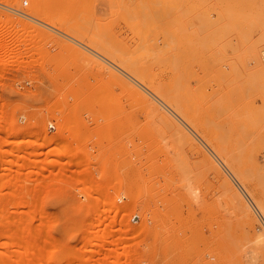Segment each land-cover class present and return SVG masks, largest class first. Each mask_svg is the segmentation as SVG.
Listing matches in <instances>:
<instances>
[{
	"label": "rangeland",
	"instance_id": "374dc122",
	"mask_svg": "<svg viewBox=\"0 0 264 264\" xmlns=\"http://www.w3.org/2000/svg\"><path fill=\"white\" fill-rule=\"evenodd\" d=\"M134 23L184 116L124 69ZM263 190L264 0H0V264H264Z\"/></svg>",
	"mask_w": 264,
	"mask_h": 264
},
{
	"label": "bare ground",
	"instance_id": "6f19581e",
	"mask_svg": "<svg viewBox=\"0 0 264 264\" xmlns=\"http://www.w3.org/2000/svg\"><path fill=\"white\" fill-rule=\"evenodd\" d=\"M181 9V8H180ZM27 12H29V13H31V14H34V15H36V16H39V17H42V18H44V19H46L47 21H49V22H51L52 20H50L47 16H45V14L44 13H42L41 11H39V10H37V9H35V8H31V9H29ZM51 24H54V23H51ZM66 26L68 25V24H66V23H64ZM204 25H211V23H203ZM61 25V24H60ZM202 25V24H201ZM203 25V26H204ZM65 26V27H66ZM67 27H69V26H67ZM196 27V26H195ZM227 27V26H226ZM71 28V27H70ZM116 28V27H115ZM125 28V30L127 31V32H129L130 33V35L132 36V37H134L135 38V36L136 37H139L140 38V36H143L145 39H144V41H141V42H137V44L138 45H142L143 47H144V49L146 50L145 52H143L142 54H139L138 56H136L135 58H131V59H121L120 61H121V63H122V65L124 66V69H125V67H126V70H127V72L128 73H130L133 77H135L139 82H141L144 86H146L148 89H150V91L151 92H153L155 95H157L158 96V98H161L163 101H165L166 103H168L169 105H171L173 108H175L176 109V111H178L179 112V114H181V115H183L182 114V110H183V100L181 99L182 97H181V94H180V89H181V87H182V89H183V87L185 86V83H184V86H180V88H178V86L176 85L177 84V82H179L178 83V85L179 84H181L182 82L180 81L181 79H183V78H178V77H176V76H174V78L176 77V79L177 80H179V81H177L176 82V80H175V82H176V84H175V82H174V79L172 80V82L171 83H173V86L172 87H168V85H165L164 83H167V82H161V81H159V80H157L156 79V76L154 75L155 74V70L153 69V68H150V67H148V66H146V65H149V66H151L148 62H146V61H149V62H151V63H153L154 65H156L155 63H157V62H154V59H159V58H157V56L156 57H154V54L152 55L151 54V52H153V53H156V52H154V51H150L151 49H153L154 50V44H152L151 45V43H150V41L147 39V36H146V33H147V35H148V32H149V25H142L141 23H138V24H131V25H127V26H125L124 27ZM186 29V28H185ZM190 29V28H189ZM198 30H200V29H198ZM182 32H183V29L181 30ZM201 31V30H200ZM212 31V30H211ZM192 32V31H191ZM166 33V32H165ZM199 33V32H198ZM106 34V33H105ZM102 35H104V34H102ZM164 35V34H163ZM205 35H206V33H205ZM199 36H200V34H199ZM195 37V36H194ZM193 37V38H194ZM202 37V36H201ZM80 39V38H79ZM143 39V38H142ZM205 39V38H204ZM214 39V38H213ZM170 40H172V39H170ZM101 41V40H100ZM99 41V42H100ZM84 42V41H83ZM207 42H209V41H207ZM172 43V42H171ZM170 43V44H171ZM175 43V42H174ZM184 43V36L181 38V41H180V46H182V44ZM194 43H197V42H194ZM204 43V42H203ZM202 43V44H203ZM192 45V44H191ZM198 45V44H197ZM218 45V44H217ZM105 46V45H104ZM152 47V48H151ZM217 47V46H216ZM97 48V47H96ZM96 48H95V50H96ZM177 48V47H176ZM181 48V47H180ZM101 49V48H100ZM103 49H105V47H103ZM173 49H175L174 47H173ZM142 50V49H141ZM192 50V49H191ZM101 51V50H100ZM105 51V50H104ZM191 52V51H190ZM223 52V51H222ZM103 53V52H102ZM119 53V52H118ZM172 53V52H171ZM225 53V52H224ZM115 54V53H114ZM114 54H110L111 56H112V58L113 59H115L116 61H118L119 63V66H120V61H119V58H122V57H118L119 56V54H117V55H114ZM158 54V53H157ZM157 54H155V55H157ZM188 54H190V53H188ZM195 54H196V52H195ZM223 54V53H222ZM106 55V54H105ZM109 55V54H108ZM123 55V54H122ZM110 56V57H111ZM127 56H130V55H127ZM132 56V55H131ZM134 56V55H133ZM175 57H173L174 59H173V61H172V63H174V67H177V71H178V69L180 70V71H178V72H181V74H183L182 72H184V67H185V58L183 57V49H182V51H179V52H177L176 53V55H174ZM193 56V55H192ZM195 57H196V55H194ZM193 56V57H194ZM126 57V56H125ZM169 57V56H168ZM111 58V59H112ZM161 58V57H160ZM166 58V57H165ZM164 57L162 58V60H166ZM232 59V58H231ZM172 60V59H171ZM189 60V59H188ZM226 60V59H225ZM248 60H249V58H248ZM258 60V59H257ZM116 61H114V62H116ZM167 61V60H166ZM197 62H198V60H196ZM201 61V60H200ZM169 62H171V61H169ZM169 62H168V65H169ZM235 62V61H234ZM189 63V62H188ZM224 63V62H223ZM242 64V63H241ZM100 65H102V64H99V66ZM172 65V67H173V64H171ZM123 66H122V68H123ZM157 66H159V65H157ZM163 66V65H162ZM190 66V65H189ZM220 66V65H219ZM225 66V65H224ZM241 66V65H240ZM101 67V66H100ZM102 67H103V65H102ZM151 67H155V66H151ZM172 67H170V71H172L171 70V68ZM200 67V66H199ZM105 68V67H104ZM187 68H188V66H187ZM192 68V63H191V67H190V69ZM234 68V67H233ZM173 69V68H172ZM228 69V68H227ZM242 69V68H241ZM246 69V68H245ZM197 70H199V68L197 69ZM254 70V69H253ZM175 71V70H174ZM193 71V70H192ZM177 72V73H178ZM240 72V71H239ZM110 73V72H109ZM173 73V72H172ZM180 73L179 74H177V75H181ZM245 74H246V72H245ZM119 76V75H118ZM181 76H183V75H181ZM255 78V77H254ZM118 79H121V78H118ZM162 79V78H161ZM184 81H185V79H183ZM163 81V80H162ZM171 81V80H170ZM239 81V80H238ZM181 82V83H180ZM188 84H189V82H187ZM238 83V82H237ZM249 83V82H248ZM131 84V83H130ZM174 84H175V86H177V87H175L174 86ZM253 84V83H252ZM188 86V88L190 87L189 85H187ZM190 89V88H189ZM188 91V90H187ZM190 91H191V89H190ZM130 92V91H129ZM189 92V91H188ZM235 92V91H234ZM131 93V92H130ZM125 94V93H124ZM192 94V93H191ZM135 95H137L136 97V99H138V100H140V102L142 101H144V102H146V103H148V102H150L151 100H149L148 98H146L145 96H143L142 95V93L140 92V90H138V89H135ZM188 95V94H187ZM184 96V95H183ZM143 102V103H144ZM151 104V103H150ZM152 104H153V102H152ZM146 106H148L147 107V109L148 108H150V105H149V103L148 104H145ZM188 105V107H189V104H187ZM140 106V105H139ZM212 106V105H211ZM197 107V106H196ZM171 108V107H170ZM190 109H191V107H189ZM189 108H188V110H189ZM151 109V108H150ZM193 109V108H192ZM208 110V109H207ZM152 111H154V113H155V115L156 116H162V118L165 120V121H168L169 122V124L170 123H172V120H170L169 119V117L166 115V114H164L163 112H162V110L158 107V106H155L154 107V105H153V107H152ZM191 111H193V110H191ZM195 111V110H194ZM247 112V111H246ZM187 116H185V117H183V118H185L186 120L185 121H188L189 122V124H192V126L195 128V130L197 131V132H199V134H201V136L206 140V142H207V144L209 145V146H212L213 147V141H214V139H212V135H209V132L207 133L206 131H207V128H208V126H210L211 124H213V122L211 123V122H208V121H204V127H206V130H204L205 128L204 127H201V126H199V123H201V122H199L198 123V121L196 120L197 118H196V115H198V114H193V113H191L190 111H188L187 113ZM205 114V113H204ZM220 114V113H219ZM148 115H149V113H148ZM152 115V114H151ZM180 115V116H181ZM218 116V115H217ZM233 116V115H232ZM203 117V116H202ZM226 117V116H225ZM161 120V119H160ZM200 120V119H199ZM220 120V119H219ZM174 123H173V125H170V126H172L173 128L172 129H176L177 127H175L177 124L175 123V121H173ZM198 123V125H197V123ZM211 123V124H210ZM160 124V123H159ZM176 124V125H175ZM206 124V125H205ZM210 124V125H209ZM225 124V123H224ZM203 125V124H202ZM162 126H163V124H162ZM165 126V125H164ZM163 126V127H164ZM221 126H222V124H221ZM242 126V125H241ZM226 127V126H225ZM184 128V127H183ZM222 128V127H221ZM227 128V127H226ZM263 128V127H262ZM209 129H211V128H209ZM219 129V128H218ZM177 130H179V129H177ZM224 130V129H223ZM174 131V130H173ZM172 131V132H173ZM226 131V130H225ZM170 132V131H169ZM175 132V131H174ZM195 132V131H194ZM226 132H228V131H226ZM180 133V132H179ZM178 132H177V134H179ZM182 133V132H181ZM253 133V132H252ZM175 134V133H174ZM218 134V133H217ZM176 135V134H175ZM183 135V134H182ZM228 136V135H227ZM172 137H174L173 136V134H172ZM185 137V136H184ZM184 137H183V139H182V137H181V139L180 140H182L181 142H183V140H184ZM218 137H219V135H218ZM221 137V136H220ZM223 137H225V136H223ZM248 137V136H247ZM171 138V137H170ZM176 138H177V136H176ZM176 138H175V140H176ZM215 138V137H214ZM227 138V137H226ZM216 139L217 140H219L218 138H215V141H216ZM223 140H224V138H222ZM221 139V141L223 142V140ZM260 140H261V138H260ZM172 141H173V139H172ZM185 141V140H184ZM221 141H217L218 143H220V145H219V147L218 148H214L215 150H216V152H217V154H219L220 156H222V157H224L225 159H229V156H228V152H226V156H224L225 155V153L223 154V152H225L224 151V149H223V147L221 148V145H222V143H221ZM174 142H176L177 143V140L176 141H174ZM226 142V141H225ZM225 142H223V143H225ZM242 142V141H241ZM240 142V143H241ZM175 143V144H176ZM191 143V142H190ZM189 143V144H190ZM193 143V142H192ZM216 143V142H215ZM253 143V142H252ZM194 144V143H193ZM226 144V143H225ZM177 145V144H176ZM192 145V144H191ZM195 145V144H194ZM246 145V144H245ZM178 146V145H177ZM179 146H181V145H179ZM193 146V145H192ZM239 146V145H238ZM240 146H243L242 144L240 145ZM182 147H184V146H182ZM180 148V147H179ZM203 148V147H202ZM225 148V147H224ZM236 149H238L237 147H236ZM191 151H192V149H191ZM231 151H232V149H231ZM214 152V151H213ZM238 152V151H237ZM239 152H241V151H239ZM239 152H238V154H239ZM184 153H185V150H184ZM190 154H192L191 152H189ZM177 154H178V152H177ZM240 154H242V153H240ZM252 154V153H251ZM228 156V158H226ZM257 156V155H256ZM231 157V156H230ZM234 157V156H233ZM239 157H241V156H239ZM252 157V156H251ZM253 157H255V154H254V156ZM232 158V157H231ZM238 158V157H237ZM204 159V158H203ZM192 160V159H191ZM211 160V159H210ZM209 160V161H210ZM236 160V163H239V162H237V159H235ZM253 160V159H252ZM203 161V160H202ZM239 161H240V158H239ZM204 162H206V160H204ZM211 162V161H210ZM209 162V163H210ZM249 162V161H248ZM256 162V161H255ZM195 163V162H194ZM207 164H209L208 162H206ZM206 163H204V164H206ZM226 163V162H225ZM230 163H232L231 161H230ZM229 163V164H230ZM215 164V163H214ZM213 164V166H215ZM212 166V165H211ZM231 166H232V164H231ZM239 166V165H238ZM216 167V166H215ZM203 168H205V167H203ZM221 168V167H220ZM215 169V168H214ZM249 169V168H248ZM204 170V169H203ZM208 171L210 170V169H207ZM213 170V169H212ZM211 170V171H212ZM239 170V169H238ZM244 170V169H243ZM250 170V169H249ZM244 173V172H243ZM263 173V172H262ZM258 174V173H257ZM207 175H209V173L207 174ZM236 175V174H235ZM240 175V174H239ZM210 176H212V174L210 175ZM236 176H238V175H236ZM261 176V175H260ZM244 177V176H243ZM248 177V176H247ZM212 178V177H211ZM250 177H248V179H249ZM257 178V177H256ZM242 179V178H241ZM247 179V178H246ZM257 179H259V178H257ZM259 182H260V180H258ZM222 182H224L223 180H222ZM217 185V184H216ZM219 186H221L220 184H219ZM253 186V185H252ZM258 186V185H257ZM257 186H256V188H257ZM260 186V185H259ZM228 188V190L230 191L231 189H229V187H227ZM260 188H262V187H260ZM219 189V188H218ZM223 190V189H222ZM221 191V190H220ZM252 191V190H251ZM263 192H264V190H263ZM239 193V192H238ZM220 195V194H219ZM222 195H224V194H222ZM233 197V196H232ZM237 197V196H236ZM257 201H259V200H257ZM237 202V201H236ZM239 203V201L237 202V204ZM263 204V203H262ZM238 206V205H237ZM246 206V205H245ZM232 207H233V205H232ZM262 208V207H261ZM238 210V209H237ZM250 215V214H249ZM251 217V216H250ZM236 218V217H235ZM246 221H248L247 219H246ZM245 221V222H246ZM255 224V223H254ZM244 226V225H243ZM258 226V225H257ZM255 227V226H254ZM253 227V228H254ZM259 227V226H258ZM247 230V229H246ZM255 236L257 237V239H256V241L258 240V242H262V243H264V231L261 229V228H257V234H255ZM256 241L254 242L255 244H256ZM249 244V243H248ZM262 245V244H261ZM257 246V245H256ZM259 246V245H258ZM261 251H263L264 250V248H261L260 249ZM250 254V253H249Z\"/></svg>",
	"mask_w": 264,
	"mask_h": 264
},
{
	"label": "built area",
	"instance_id": "2783aa9c",
	"mask_svg": "<svg viewBox=\"0 0 264 264\" xmlns=\"http://www.w3.org/2000/svg\"><path fill=\"white\" fill-rule=\"evenodd\" d=\"M137 217L134 218V220H136Z\"/></svg>",
	"mask_w": 264,
	"mask_h": 264
}]
</instances>
